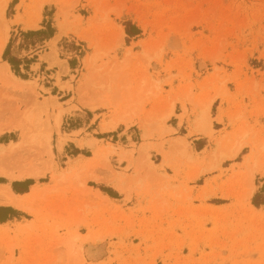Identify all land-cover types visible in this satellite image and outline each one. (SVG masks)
Listing matches in <instances>:
<instances>
[{
	"label": "rangeland",
	"instance_id": "1",
	"mask_svg": "<svg viewBox=\"0 0 264 264\" xmlns=\"http://www.w3.org/2000/svg\"><path fill=\"white\" fill-rule=\"evenodd\" d=\"M1 8L0 68L10 43L21 64L20 76L10 65L14 77L0 73V128L10 127L0 170L35 172L22 179L37 193L31 215L0 222V264H264V0ZM48 26L41 43L23 36ZM37 62L48 67L31 69ZM67 94L87 110L72 98L64 105L76 113L62 124ZM100 109L109 114L90 112ZM204 112L207 132L196 133ZM98 118L102 129L123 126L76 143L91 151L56 153L70 127ZM186 134L201 139L190 145Z\"/></svg>",
	"mask_w": 264,
	"mask_h": 264
},
{
	"label": "crops",
	"instance_id": "2",
	"mask_svg": "<svg viewBox=\"0 0 264 264\" xmlns=\"http://www.w3.org/2000/svg\"><path fill=\"white\" fill-rule=\"evenodd\" d=\"M12 48V47H11ZM3 52V51H2ZM1 52V53H2ZM40 58V56L38 55V58L37 60ZM5 64V63H4ZM8 64V63H6ZM3 65V62H1L0 66ZM35 66H43L44 68H47L48 66L45 64V62H40V63H32L31 65V69L32 67ZM9 66V64H8ZM67 66L69 68V64L67 63ZM10 69V67H9ZM56 72V71H55ZM54 75V74H53ZM44 89L46 90H50L49 88H45ZM51 97H53V95H50ZM67 98L63 101H60L58 102L60 105H62V108L63 110H66L67 111V114L65 113L61 119V123L63 124L64 121H66L67 119H69L70 121L72 120V117L75 115V111H71L70 110V105H64L66 103H68L70 100H72V98L74 97H70V94H67ZM72 104L76 107V110L77 111H80V112H83V110H87V108H84V106L82 105H79L78 104V101L76 98H74ZM70 111H69V110ZM90 111V110H88ZM93 116H97V115H108L109 113L106 112V111H103V110H96V111H90ZM100 112V113H98ZM127 118L125 117H120L119 120L122 121L123 123H125V120ZM109 121V120H107ZM101 124H102V121L100 118H98L95 122L93 121V119H89V123L87 125V128H77V127H70V129L64 133L65 136H67L69 139H66L64 142V144L61 146V149L60 150H57L56 153L57 154H63L66 147L70 146V145H74L75 148H77L80 152L83 151L84 149H87V150H90V148L86 147V146H83V147H79L76 143L77 142H89V143H93V142H101V141H104V139H99L97 137H95V135H106L108 133H112L113 130H108V129H115L114 131H116L117 129L121 128L123 125L120 123V122H109V123H104L103 124V129L101 128ZM116 125V126H115ZM90 129V130H89ZM89 130V131H88ZM81 131H84L87 133H84L86 135H83L82 133L80 134ZM79 133V135L75 136L74 137V134H77ZM184 137H188L187 139H189L190 141L187 140V142L190 144V145H193L194 142H198L199 139H201V136H198V135H192V136H189L188 134L184 135ZM175 141H178L179 140H182V136H176L173 138ZM3 132L0 133V149L3 147L1 146L3 143ZM67 157V156H66ZM78 157H82V158H86L84 157L83 155H76V158ZM74 158V157H73ZM0 177H3V175L1 174ZM27 179V178H25ZM25 179H21L20 181H17V180H14V181H17V183H15V188L16 190L14 191L13 190V187L11 184H7L6 186H0L2 188H5L6 189V192H12L18 199H21L25 204H27L29 207L31 206L30 203L33 202V200L35 199L36 197V193H37V190L34 188L35 185L34 184H28L27 186V182ZM107 198H109L107 196ZM10 206V207H9ZM0 207H3V208H0V213H3V225H8V224H12L13 221H16L17 219L20 218V213H27V214H32L31 212H27V211H24L23 209H19V208H16V207H13L11 205H7V204H0ZM9 207V208H8ZM31 211V209H30Z\"/></svg>",
	"mask_w": 264,
	"mask_h": 264
},
{
	"label": "bare ground",
	"instance_id": "3",
	"mask_svg": "<svg viewBox=\"0 0 264 264\" xmlns=\"http://www.w3.org/2000/svg\"><path fill=\"white\" fill-rule=\"evenodd\" d=\"M3 12V8L0 9V13ZM25 27L28 29H34L37 27L36 23L31 22V23H26ZM4 42V44H3ZM2 42L1 46H0V54L3 51V48L5 46V40ZM0 73H10L12 77H14L12 75V73L10 72L9 66L8 64H4V67L2 66L0 68ZM188 100V99H187ZM202 110V109H201ZM167 114V113H166ZM205 112L203 114H201L199 117H197V119L195 121H193V127H194V132L196 133H202L205 134L207 132V125H206V120L207 118H205ZM170 115V114H169ZM168 115V116H169ZM168 116H166L168 118ZM165 117V118H166ZM10 127H4L3 129L0 128V133H2L4 130L9 129ZM48 139V137H46V140ZM241 146L238 144L236 145L232 151H231V155L232 156H236L238 154V152L240 151ZM3 176H7L9 179L11 180H17L20 181L22 178L24 177H34L37 174L35 172H27L25 174H19V175H14V173L9 172L8 174H3L0 170V175ZM0 204H7V205H11L13 207L19 208V209H23L24 211L30 212V207L25 204L21 199H18L12 192H3L0 191Z\"/></svg>",
	"mask_w": 264,
	"mask_h": 264
},
{
	"label": "trees",
	"instance_id": "4",
	"mask_svg": "<svg viewBox=\"0 0 264 264\" xmlns=\"http://www.w3.org/2000/svg\"><path fill=\"white\" fill-rule=\"evenodd\" d=\"M54 34V30L48 26L46 28V30H40V31H36V32H27L26 34H23L24 37H32V36H35V37H39V39L37 40V42H33L31 43L32 45H35L36 43H41L43 42L44 40H48L50 39ZM10 51H11V43L7 46L4 54H3V57L2 59L4 61H6L12 71L15 73L16 76H20V70H19V67H20V64H21V60H18V59H15V58H12L10 56ZM258 198V197H256ZM256 198L255 200L253 201L254 205L256 206H259L260 204L258 202H256ZM0 222H3V219L0 218Z\"/></svg>",
	"mask_w": 264,
	"mask_h": 264
}]
</instances>
